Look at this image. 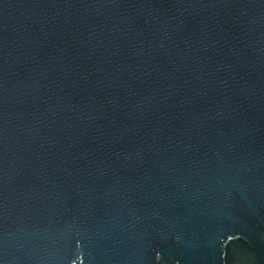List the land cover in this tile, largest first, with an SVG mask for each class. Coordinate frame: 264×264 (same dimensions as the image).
<instances>
[{"label": "water", "instance_id": "95a60500", "mask_svg": "<svg viewBox=\"0 0 264 264\" xmlns=\"http://www.w3.org/2000/svg\"><path fill=\"white\" fill-rule=\"evenodd\" d=\"M0 264H264V0H0Z\"/></svg>", "mask_w": 264, "mask_h": 264}]
</instances>
